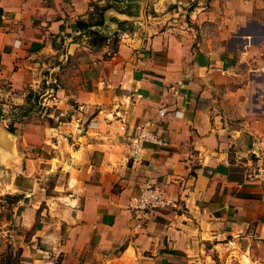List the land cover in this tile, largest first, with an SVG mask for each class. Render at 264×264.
<instances>
[{
	"label": "crops",
	"instance_id": "crops-1",
	"mask_svg": "<svg viewBox=\"0 0 264 264\" xmlns=\"http://www.w3.org/2000/svg\"><path fill=\"white\" fill-rule=\"evenodd\" d=\"M105 3L0 1V79L14 90L56 81L48 100L59 109L85 101L92 147L80 143L79 152L87 160L98 150L103 164L90 170L73 158L76 183L55 198L40 245L29 240L30 264L181 263L202 240L224 239L264 212V183L247 178L264 164V0H194L181 8L185 25L177 9L130 15ZM57 78H74V91ZM117 121L168 145L146 143L111 163ZM144 182L183 200L184 233L163 218L166 230L151 218L136 226L128 203Z\"/></svg>",
	"mask_w": 264,
	"mask_h": 264
},
{
	"label": "rangeland",
	"instance_id": "rangeland-1",
	"mask_svg": "<svg viewBox=\"0 0 264 264\" xmlns=\"http://www.w3.org/2000/svg\"><path fill=\"white\" fill-rule=\"evenodd\" d=\"M205 1L208 3L211 0H203L201 4H206ZM189 2L194 0H106L105 5H112L117 10L126 9L133 13L130 15H135L137 11L157 13L158 8L167 15L169 11L177 9L173 17L179 18L181 24L185 25L184 22L190 21L181 8L188 9ZM100 8V6L95 7L97 15L93 21H99ZM164 22L167 24L168 21ZM211 26L212 24L205 29L207 35L216 30V27ZM200 37L198 35V39ZM87 40L89 41L88 38ZM46 80V78L39 79L35 85H29L30 83L27 82L23 88L14 90L11 89L8 78L0 79V264H30L27 254L29 240L33 239L32 244L40 245L43 230L46 229L43 225L46 224V220L49 221L51 215L53 216L52 212H55L58 206L55 198L66 197L69 184L74 182V177L78 173L79 163L73 158H77L82 164L85 163L90 170L91 166L103 165L98 150L90 152L92 154L87 160L84 157L85 151L79 152L80 143L92 147L87 144L89 141L84 130V127L87 128L93 121L85 114L86 102L74 101L70 98L69 101L67 99L68 105L65 108H57L53 99L48 100V97L52 96L56 81ZM73 80L74 78H57V81H62L60 84L66 85L71 93L74 91ZM75 85L83 87L84 78L76 79ZM82 113L86 119L82 117ZM124 126L120 121L116 122L115 132L118 136L115 139L121 145L117 144L112 150L113 153L109 152L111 163L119 160L122 153L126 152L132 156L137 154H134L135 149L128 136L137 134L139 129L131 133L127 132ZM9 132L12 134L9 135ZM103 147L106 150L112 148L110 145ZM247 178L264 183L263 180L253 178L250 174ZM86 181L95 180L86 179ZM159 187L172 203L151 207L143 214L132 212L129 204L132 198L141 192L140 186L139 192L128 203V209L136 221V226L144 225L151 218L158 220V224L161 225L160 231L166 230L160 222L162 221L160 218H163L168 222L171 221V225L178 229V233H184L186 229L182 221H185L183 216L187 208L183 200L170 195L162 186ZM118 189L119 185L116 183L113 191L116 192ZM32 191L34 192L32 195H27ZM36 193L41 195L34 200L32 197ZM261 206H264V201ZM28 209H30L31 223L24 220ZM262 211L263 208L259 209L246 224L236 228V232L227 234L224 239L202 240L201 244H196L192 252L189 251L193 253L191 258L187 260L182 258V262L176 264H185V262L186 264H264V212ZM179 217L181 219L177 220L176 218ZM162 233L164 234V231Z\"/></svg>",
	"mask_w": 264,
	"mask_h": 264
},
{
	"label": "built area",
	"instance_id": "built-area-1",
	"mask_svg": "<svg viewBox=\"0 0 264 264\" xmlns=\"http://www.w3.org/2000/svg\"><path fill=\"white\" fill-rule=\"evenodd\" d=\"M1 1V0H0ZM123 128V127H122ZM128 139L134 147V154L141 149L145 143L150 142L160 148L166 147L168 141L154 131L141 126L139 132L135 135H129ZM253 178L264 181V164L257 166L250 174ZM172 200L167 198L159 185L144 182L141 186V192L130 201L129 207L132 212L143 214L147 209L164 204H170Z\"/></svg>",
	"mask_w": 264,
	"mask_h": 264
},
{
	"label": "trees",
	"instance_id": "trees-1",
	"mask_svg": "<svg viewBox=\"0 0 264 264\" xmlns=\"http://www.w3.org/2000/svg\"><path fill=\"white\" fill-rule=\"evenodd\" d=\"M105 8V6L103 7V9ZM16 199V197H14Z\"/></svg>",
	"mask_w": 264,
	"mask_h": 264
},
{
	"label": "water",
	"instance_id": "water-1",
	"mask_svg": "<svg viewBox=\"0 0 264 264\" xmlns=\"http://www.w3.org/2000/svg\"><path fill=\"white\" fill-rule=\"evenodd\" d=\"M12 133L9 132V135H11Z\"/></svg>",
	"mask_w": 264,
	"mask_h": 264
}]
</instances>
